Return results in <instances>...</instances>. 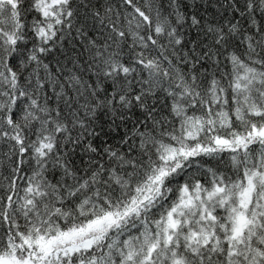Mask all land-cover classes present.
Masks as SVG:
<instances>
[{"label":"snow or ice","instance_id":"6c2138e0","mask_svg":"<svg viewBox=\"0 0 264 264\" xmlns=\"http://www.w3.org/2000/svg\"><path fill=\"white\" fill-rule=\"evenodd\" d=\"M0 264H264V0H0Z\"/></svg>","mask_w":264,"mask_h":264}]
</instances>
